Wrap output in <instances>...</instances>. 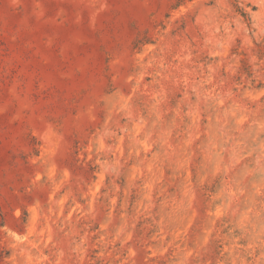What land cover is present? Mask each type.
Here are the masks:
<instances>
[{
  "label": "rangeland",
  "instance_id": "1",
  "mask_svg": "<svg viewBox=\"0 0 264 264\" xmlns=\"http://www.w3.org/2000/svg\"><path fill=\"white\" fill-rule=\"evenodd\" d=\"M0 264H264V0H0Z\"/></svg>",
  "mask_w": 264,
  "mask_h": 264
}]
</instances>
